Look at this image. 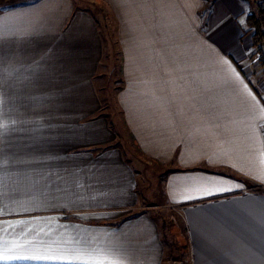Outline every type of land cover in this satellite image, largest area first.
<instances>
[{
	"label": "crops",
	"instance_id": "1",
	"mask_svg": "<svg viewBox=\"0 0 264 264\" xmlns=\"http://www.w3.org/2000/svg\"><path fill=\"white\" fill-rule=\"evenodd\" d=\"M100 1L115 17L123 124L161 177L157 206L176 213L188 264H264V80L244 33L253 4ZM99 41L76 0H0V264L172 262L137 168L94 117ZM14 70L38 82L50 72L51 97L23 95Z\"/></svg>",
	"mask_w": 264,
	"mask_h": 264
},
{
	"label": "rangeland",
	"instance_id": "2",
	"mask_svg": "<svg viewBox=\"0 0 264 264\" xmlns=\"http://www.w3.org/2000/svg\"><path fill=\"white\" fill-rule=\"evenodd\" d=\"M76 5L78 6V11H85L92 16L97 28V35L100 38L99 42L101 46V54L98 57V62L97 60L96 63L94 62L95 69L93 73V87L95 92V100H97V110L95 111L94 117H100L106 120L110 131L115 136V139L111 145L118 146L121 149L126 161H128V163L134 168H137L138 182L136 192L139 196V201L141 204H150L149 206L152 208L147 209H150L153 212L157 211L156 215H158L162 220L161 225L163 227V233L166 239L170 241V250L173 253L171 257L172 262L169 264H188L187 255L185 253L186 251L185 249L183 250L181 248L185 244L183 240L184 234L181 231L180 222L176 217V213L168 211L165 213L163 207L157 206L158 203L162 201L161 177L160 175L156 174L155 166L153 164H149V162L144 157H142L141 153L136 149L133 139L129 134V130L126 129L123 124L121 112L117 104V92L121 86V56L119 53L117 40L115 39V17L106 7V5L102 4L100 0H76ZM45 58L51 57H43V59ZM39 67L40 66H38V68ZM86 70L88 71L89 68ZM86 70L83 69L85 76ZM249 70L251 75H253L252 73L256 74V78L261 77V70L258 68L255 62H250ZM19 72L20 71L16 72V70H14L13 73H8V75L15 76V74H17L24 77V82H27L28 84L26 83V85L28 86L25 89L20 90L22 91L23 95H30L32 91L38 90L40 91V96L51 97L52 89L49 87V85H53V83H51L53 80H51L50 72H43L44 74L42 77H40L39 82L34 81L39 78L37 77L38 74L36 75V78L30 79L29 77L26 78L29 72L21 74ZM256 78L251 76V80L254 82ZM40 82L45 83V85L40 87ZM30 83H33L34 85H31ZM18 89L19 88H15L13 90L16 91ZM70 91L72 92L71 89L66 90L67 94ZM54 96H56V94H54ZM46 102H50V99H47ZM44 105L46 106L48 104ZM102 148H104V146H102ZM152 205H155L156 207ZM138 211L140 210L132 211L130 215H136L139 213ZM171 224L172 227L176 225L180 233L175 235L174 232L170 230Z\"/></svg>",
	"mask_w": 264,
	"mask_h": 264
},
{
	"label": "trees",
	"instance_id": "3",
	"mask_svg": "<svg viewBox=\"0 0 264 264\" xmlns=\"http://www.w3.org/2000/svg\"><path fill=\"white\" fill-rule=\"evenodd\" d=\"M253 8L245 17L246 31L250 33L251 52L249 58L261 70V79L264 80V7L262 0H248Z\"/></svg>",
	"mask_w": 264,
	"mask_h": 264
}]
</instances>
